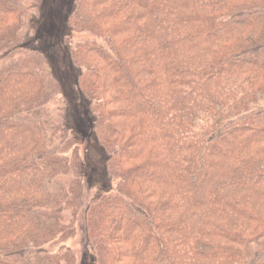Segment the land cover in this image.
I'll return each instance as SVG.
<instances>
[{
  "label": "trees",
  "instance_id": "trees-1",
  "mask_svg": "<svg viewBox=\"0 0 264 264\" xmlns=\"http://www.w3.org/2000/svg\"><path fill=\"white\" fill-rule=\"evenodd\" d=\"M48 3L0 0V264H76L83 208L94 264H264V0H72L100 180L47 56L6 55Z\"/></svg>",
  "mask_w": 264,
  "mask_h": 264
},
{
  "label": "rangeland",
  "instance_id": "rangeland-1",
  "mask_svg": "<svg viewBox=\"0 0 264 264\" xmlns=\"http://www.w3.org/2000/svg\"><path fill=\"white\" fill-rule=\"evenodd\" d=\"M49 1L50 7L45 10L41 18L42 24L37 28V35L34 38L27 40L21 46L14 48L6 53V55H13V53H21L29 49H36L44 53L48 58V65L51 72L59 80L63 94L68 103V110L66 114V121L70 131L77 138L78 145L81 149H85L84 146L92 145V152L86 161V167L88 175L96 177L100 180V157H98V148H95L93 143H88L87 133H90V117L87 113L86 106L83 101L78 97L74 86L73 79L75 76L74 69L69 65L64 48L60 44L61 38L65 34L72 37L70 32L64 26V19L66 14L70 10V4L72 0H46ZM48 3V4H49ZM43 11V10H42ZM84 106H83V104ZM82 144V145H81ZM105 180V179H104ZM104 183L103 180L99 181ZM98 182V183H99ZM111 181L110 184L104 187L113 186L115 183ZM96 183V184H98ZM102 187V184H101ZM94 190L91 185H87L84 189L83 203L86 205L89 202V198L92 197ZM85 207V206H84ZM81 216H78V223L76 224V233L73 239L68 241L67 245L71 247L76 264H94V254L92 249L86 242V236L83 230L84 222Z\"/></svg>",
  "mask_w": 264,
  "mask_h": 264
}]
</instances>
